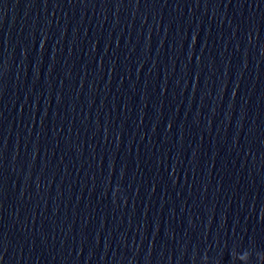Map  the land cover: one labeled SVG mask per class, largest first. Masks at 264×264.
Here are the masks:
<instances>
[{
	"label": "water",
	"instance_id": "obj_1",
	"mask_svg": "<svg viewBox=\"0 0 264 264\" xmlns=\"http://www.w3.org/2000/svg\"><path fill=\"white\" fill-rule=\"evenodd\" d=\"M0 264H264V0H0Z\"/></svg>",
	"mask_w": 264,
	"mask_h": 264
}]
</instances>
